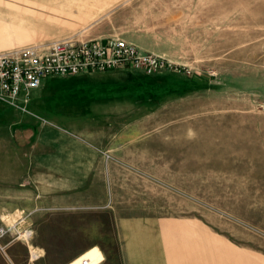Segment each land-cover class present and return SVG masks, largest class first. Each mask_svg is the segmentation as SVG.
<instances>
[{
  "label": "rangeland",
  "instance_id": "rangeland-1",
  "mask_svg": "<svg viewBox=\"0 0 264 264\" xmlns=\"http://www.w3.org/2000/svg\"><path fill=\"white\" fill-rule=\"evenodd\" d=\"M123 1L0 0V52ZM137 1L130 31L176 69L46 77L29 93L46 99L31 119L86 137L78 155L94 169L44 174L57 199L35 219H0V264H66L91 246L100 264H264V0ZM101 79L127 95L74 108L65 83Z\"/></svg>",
  "mask_w": 264,
  "mask_h": 264
},
{
  "label": "crops",
  "instance_id": "crops-1",
  "mask_svg": "<svg viewBox=\"0 0 264 264\" xmlns=\"http://www.w3.org/2000/svg\"><path fill=\"white\" fill-rule=\"evenodd\" d=\"M136 2L138 1L126 0L104 9L99 8L92 15L82 14L83 17L89 16L90 18L86 19V22L80 26L76 20V24L72 23L78 25L75 27V32L67 31V34L57 38L74 33L91 38L120 36L144 50L154 52L146 48L144 42L136 36L134 31H130L131 27H128V23L134 17L131 14L130 6L136 5ZM99 3H103V1L96 4ZM86 13L88 14V12ZM13 17L20 20L26 19L18 18L16 15ZM117 71L116 69L105 72H83V74L89 73L108 77L109 74ZM83 74L79 73L69 77L80 75L82 77ZM103 80L94 82L96 84H92L90 88H79L74 84L67 86L69 83L67 81L64 87L76 90L74 108L84 112L91 108H98L113 99L123 97L124 94L122 93H127V90L124 92L117 91L121 89L119 85L103 84ZM61 84L63 83H58V86L62 87ZM45 101L44 98L32 102L29 100L26 110H22L0 99V147H2L0 148V190L1 193L6 192L7 196L6 202H3L2 197H0V219L3 216H18V219L24 218V220L35 219L36 216L46 210L48 205L56 201V196L54 197L53 193L47 192L46 185L47 180H54L46 179L44 174L91 173L94 169L92 168L94 165L88 168V164L82 162L78 155L79 141H88L86 137L80 136L78 133L56 131L55 128L59 125L61 129H64L63 126H65L57 120L31 119V113H37L38 110H41ZM70 125L74 127L76 124ZM63 142L69 143L64 145ZM41 176L44 177L42 180ZM78 178V176H71L70 181L78 180ZM29 248H31L30 244ZM30 251L32 258H37L36 252L31 249ZM103 259L101 250L97 246H91L66 264H100Z\"/></svg>",
  "mask_w": 264,
  "mask_h": 264
},
{
  "label": "built area",
  "instance_id": "built-area-1",
  "mask_svg": "<svg viewBox=\"0 0 264 264\" xmlns=\"http://www.w3.org/2000/svg\"><path fill=\"white\" fill-rule=\"evenodd\" d=\"M131 68L176 69L165 56L141 49L120 36L83 38L77 34L0 52V99L26 110L29 93L44 78ZM10 227L0 228V237ZM23 235L29 237L31 230Z\"/></svg>",
  "mask_w": 264,
  "mask_h": 264
},
{
  "label": "bare ground",
  "instance_id": "bare-ground-1",
  "mask_svg": "<svg viewBox=\"0 0 264 264\" xmlns=\"http://www.w3.org/2000/svg\"><path fill=\"white\" fill-rule=\"evenodd\" d=\"M22 234V233H21Z\"/></svg>",
  "mask_w": 264,
  "mask_h": 264
}]
</instances>
